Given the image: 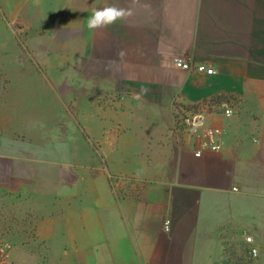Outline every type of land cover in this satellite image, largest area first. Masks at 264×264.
Wrapping results in <instances>:
<instances>
[{
	"label": "crops",
	"instance_id": "obj_1",
	"mask_svg": "<svg viewBox=\"0 0 264 264\" xmlns=\"http://www.w3.org/2000/svg\"><path fill=\"white\" fill-rule=\"evenodd\" d=\"M0 260L264 264V0H0Z\"/></svg>",
	"mask_w": 264,
	"mask_h": 264
},
{
	"label": "built area",
	"instance_id": "obj_2",
	"mask_svg": "<svg viewBox=\"0 0 264 264\" xmlns=\"http://www.w3.org/2000/svg\"><path fill=\"white\" fill-rule=\"evenodd\" d=\"M172 64L176 68L186 72H201L208 75L215 73V69L212 66L195 62L188 57H176L172 60ZM219 103L223 105L219 110L221 114L227 117L233 114L234 111L231 105V103L233 104V102L231 100L225 99L224 101H221ZM219 103L216 99L212 98L198 102L194 104V106H184L181 104V102H177L175 100L174 112L177 129H179L183 133L190 135L192 139H199L200 146L196 148L193 153L195 157H200L202 155L203 149L212 152H219L221 149L220 144L216 141L215 133L212 129H206L202 133L197 127L200 114L203 113V111L218 113L219 111L217 106ZM169 224L170 222L168 220L164 222L163 230L165 232L169 231ZM245 240L247 243L252 242V238L250 236H247ZM249 254L252 257H255L257 255V249L251 248ZM0 264L11 263L0 260Z\"/></svg>",
	"mask_w": 264,
	"mask_h": 264
},
{
	"label": "clouds",
	"instance_id": "obj_3",
	"mask_svg": "<svg viewBox=\"0 0 264 264\" xmlns=\"http://www.w3.org/2000/svg\"><path fill=\"white\" fill-rule=\"evenodd\" d=\"M132 15L130 8L119 7L115 4L106 5L103 8L93 10L87 20V28L91 31L107 28L117 21H123ZM120 58H123L126 53L121 50L117 53Z\"/></svg>",
	"mask_w": 264,
	"mask_h": 264
}]
</instances>
